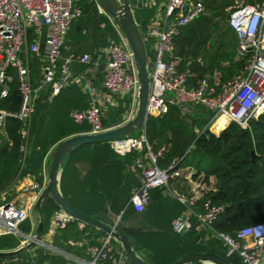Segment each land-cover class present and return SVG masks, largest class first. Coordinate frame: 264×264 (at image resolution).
<instances>
[{"label": "trees", "instance_id": "obj_1", "mask_svg": "<svg viewBox=\"0 0 264 264\" xmlns=\"http://www.w3.org/2000/svg\"><path fill=\"white\" fill-rule=\"evenodd\" d=\"M203 2L208 14L182 29L175 39L176 54L194 61L192 69L200 79L218 71L222 83L245 65L244 61L236 60L234 38L226 44L223 40V44L217 46L214 52L207 53L218 22L220 19L226 21V8L231 5L232 0ZM77 5L82 8L83 13L70 30H78L82 35L88 29L96 38L102 39V45L106 47L112 42H121L109 18L100 13L96 2L79 0ZM134 11L144 34L155 14V8H139ZM102 24L105 26L102 27ZM224 31L230 33L228 27ZM63 55L67 56L64 50ZM199 58L204 59V65L197 63ZM224 63L228 65L224 66ZM41 66L40 60H31L34 86L40 78L37 74ZM68 90L66 88L62 92ZM49 92L50 90L42 92L37 100L27 137L21 134L23 122L13 117H7L5 121L4 137L0 136V192L6 190L17 177L28 174L36 176L41 185L43 161L51 148L65 138L90 131L88 124H75L69 114V107L59 103L62 92L52 101L48 99ZM21 103L22 97L15 75L9 97L2 101L0 108L16 113L20 110ZM190 110V113H184L180 107L173 105L168 113L148 118L144 134L152 152L157 154L165 149L162 157L158 158V166L167 168L177 160L178 168L196 171L193 177L195 180L203 176V183L209 184L211 178L215 179V191L204 192L195 207L203 211L208 201L212 205L224 207L213 224L214 231L234 236L244 227L264 222V114L252 119L248 129L231 123L225 136H222L220 132L228 125L226 118L218 120L211 127V132L209 127L213 115L201 106ZM112 121H115V114H111ZM103 124L105 127L110 126L106 119H103ZM23 146L26 152L22 149ZM146 152L147 149L144 148L142 152L132 151L121 156L109 143L88 144L75 149L68 156L63 169L61 190L64 197L78 210L109 225H114L124 211L117 229L128 236L136 251L150 264H173L189 253H213L227 258L233 264H243L238 256L227 257L226 245L213 236L211 231L200 230L196 226L185 235L175 233L173 222L187 207L168 195L165 189L151 190V201L144 212L137 213L134 210L130 200L134 190L141 187V182L134 179L129 168L143 158ZM74 164L85 168L83 178H76L75 184L86 186L85 191L74 187L68 190ZM60 210L51 197L43 203L41 214L45 224L44 235L50 230L52 217ZM150 222H153L151 227L148 226ZM86 226L97 233L90 245L97 244L98 238L107 236L96 228ZM20 230L24 234H31L35 230L30 218L21 225ZM22 241L19 236H3L0 238V251L16 250ZM36 253L37 258L28 256V259H23V253L11 261L22 259L19 264H44L50 260V264H66L59 257L44 255L41 249ZM3 261L0 259V262Z\"/></svg>", "mask_w": 264, "mask_h": 264}, {"label": "built area", "instance_id": "obj_2", "mask_svg": "<svg viewBox=\"0 0 264 264\" xmlns=\"http://www.w3.org/2000/svg\"><path fill=\"white\" fill-rule=\"evenodd\" d=\"M78 1L0 0V105L9 97L15 75L22 97L18 112L9 113L0 108V129L5 126L7 117H13L24 123L21 134L27 137L28 125L35 114L40 92L50 90L48 99L52 101L72 84L71 66L74 59L64 57L63 50L72 24L83 13L77 5ZM90 1L98 5L97 0ZM137 5L155 8V14L143 34L149 49V117L162 116L173 105L180 107L184 113L192 107L201 106L213 115L209 127L211 131L213 124L222 116L228 120L226 128L236 123L248 129L252 119L264 114V0H232L226 8V23L237 38L236 60L244 61L245 65L222 83L208 77L200 79L192 69L194 61L176 54L175 39L182 29L208 14L203 0H138ZM107 17L121 42H112L106 48L109 62L104 87L113 98L133 99L137 108L139 81L134 55L119 26L111 17ZM33 58L42 63L36 86L32 82L30 66ZM92 61L90 54L79 58L81 64H91ZM197 63L201 65L202 59L199 58ZM72 119L80 126L88 124L91 127L89 133L92 134L108 129L103 124V109L94 102L86 110L74 111ZM109 144L121 156L147 149L144 157L136 163L139 165L148 160L141 166V187L133 192L130 200L137 213L145 211L147 193L157 188L165 189L168 195L187 207L173 222L175 233L185 235L198 226L200 230L211 231L213 236L224 242L228 250L227 257L238 256L243 264H264V222L244 227L234 236L214 231L213 224L224 207L212 205L208 201L203 211H199L195 208L198 202L196 198L177 193L171 188L173 181H193L195 173L192 169L178 168L177 160L167 168H160L157 161L165 149L153 153L144 132L139 138L128 137ZM22 149L26 152L24 146ZM33 189L41 190V186L35 183ZM38 197L35 196L29 207L14 202L0 203V238L8 235L28 236L20 227L30 218V210ZM62 213H56V218L62 220ZM0 264L19 263L4 260ZM69 264L133 263L122 248L106 236L97 244L88 246L87 258L71 259Z\"/></svg>", "mask_w": 264, "mask_h": 264}, {"label": "crops", "instance_id": "obj_3", "mask_svg": "<svg viewBox=\"0 0 264 264\" xmlns=\"http://www.w3.org/2000/svg\"><path fill=\"white\" fill-rule=\"evenodd\" d=\"M138 0H132V6L134 9H139L143 7H138ZM100 11V9H99ZM100 13H102L100 11ZM103 14V13H102ZM104 25V24H102ZM103 27V26H102ZM226 27L229 26L226 23ZM70 30L66 37L64 51L66 52V57H73L74 62L71 66L72 74H73V82L67 87L69 90L66 92H62L59 103L63 104L65 107H69V114L72 118V113L74 111H82L88 109L93 102L96 103L99 107H101L104 111V119L110 122V126L106 128H112L119 126L129 119H131L136 111V103L131 98H120V97H112L109 92L104 87V79L107 71V66L109 62V56L106 50V46L102 45V39L96 38L90 30L85 29L80 35L78 30ZM234 34V32L232 31ZM224 43L226 44L228 40L234 38L236 48H237V38L234 34L232 36L231 33L225 34ZM228 35V36H227ZM223 44V43H222ZM220 47V46H219ZM210 45H208V49ZM236 48L234 49L236 51ZM85 54H90L93 57V61L91 64H81L79 62V58ZM202 59V64L204 65V59ZM224 66H227L228 63H224ZM31 66V63H30ZM41 67L38 70V76L41 74ZM32 74V68H31ZM206 77L210 78L215 82L221 81L220 72L216 71L213 75H207ZM38 85L36 82L35 86ZM42 92H48V89H45ZM39 94V98L41 93ZM123 110V113H120ZM190 111H186V113H190ZM117 113V114H116ZM111 114H115V121L111 122ZM0 131L4 132V128L0 129ZM91 131V127H90ZM83 132V133H89ZM211 132H213L211 130ZM57 145V144H56ZM55 145V146H56ZM48 152L47 156L43 161L42 167V176L43 182L40 185L36 176L32 174H28L26 176H19L15 179L6 190L0 192V203H19L24 204L29 207L30 202L42 193L43 189L46 187L48 182L47 171L49 168V164L52 159V153L54 148ZM143 161V160H142ZM148 163V160H144L142 164L132 165L129 168V172H131L132 176L136 181L141 182V166L143 164ZM194 173L196 171L192 169ZM85 174V168L80 165H72V173H71V182L70 189H77L85 191L87 190L86 186L77 183L76 178L81 180ZM203 176H200L196 180H177L171 183V188L173 191L177 193L187 194L193 198H196L198 201L202 199L204 192L206 191H215L216 189V181L214 178L210 179L209 184L203 183ZM38 183L41 186V190L33 189V185ZM69 186V185H68ZM74 187V188H73ZM135 191V190H134ZM151 192V191H150ZM150 192L145 195L147 205L150 204ZM32 208L30 210V213ZM58 213V212H56ZM55 213V214H56ZM60 213V212H59ZM61 219H57L54 215L51 219V226L49 232L44 235L42 247H35L30 251L24 253L23 259H28V256H32L37 258L38 254L37 250L41 249L44 252V255L49 256L50 258H61L66 264L71 262V259H84L87 258V248L90 245V241L96 239L97 233H95L91 228H88L85 224L80 222H76L74 220L68 219L66 220L64 213L61 215ZM65 219V220H64ZM116 223V222H115ZM104 237L98 238L97 242ZM22 244V242H21ZM23 245V244H22ZM22 260V259H20ZM19 259L16 262L20 263ZM13 261V263H16ZM44 264H50V260L44 262Z\"/></svg>", "mask_w": 264, "mask_h": 264}, {"label": "water", "instance_id": "obj_4", "mask_svg": "<svg viewBox=\"0 0 264 264\" xmlns=\"http://www.w3.org/2000/svg\"><path fill=\"white\" fill-rule=\"evenodd\" d=\"M98 6L107 16L111 17L123 32L125 39L134 55L135 67L139 81V94L137 98V108L131 119L125 123L108 128L98 134L81 133L75 134L61 140L54 148L52 159L47 171L48 182L42 193L39 195L35 210L39 214L38 227L35 234L28 235L27 241L13 251H0V259L12 260L19 255L30 251L32 248L42 244V237L45 231V224L41 214L43 203L51 197L59 206L61 211L71 220L96 228L112 238L125 252L133 264H150L137 251L134 243L128 236L119 231L117 226L121 221L124 211L118 217L114 225H109L94 217L83 213L75 208L63 195L61 190V180L63 169L68 156L77 148L96 143H110L114 140L132 137L138 132L146 129L148 114V102L150 96V76L148 67V50L143 32L136 20L135 11L132 7V0H97ZM225 128L220 132L222 136L226 134ZM255 155V152H253ZM173 264H233L227 258L213 253H189Z\"/></svg>", "mask_w": 264, "mask_h": 264}, {"label": "rangeland", "instance_id": "obj_5", "mask_svg": "<svg viewBox=\"0 0 264 264\" xmlns=\"http://www.w3.org/2000/svg\"><path fill=\"white\" fill-rule=\"evenodd\" d=\"M75 22V21H74ZM225 27H226V21L225 20H223V19H220V21L218 22V24H217V27L215 28V30H214V33H213V39H212V41H211V44H210V48L207 50V53L208 54H211L212 52H214L215 50H216V47L217 46H219L220 44H222L223 43V39H224V37L226 36L225 34H227V33H225V31H224V29H225ZM229 31H230V33L232 34V36L234 35L233 33H232V30L229 28ZM228 36V35H227ZM229 41V40H228ZM64 56V55H63ZM188 111H190V110H188ZM4 128V127H3ZM2 129V128H1ZM140 133H142V132H138V133H136L135 135H133L132 137H135V138H139L140 137ZM0 136L1 137H4V132L3 131H0ZM59 212H61V210L59 211ZM30 219H31V221H32V223H33V227L35 228V230L30 234V235H32V234H35V232H36V229H37V227H38V221H39V214H38V212L35 210V207H33L32 208V211H31V213H30ZM153 222H150V224L148 225V226H152L153 224H152ZM29 235V234H28ZM22 239H23V241H22V244L24 243H28L29 241H27V237H21ZM43 238H44V235H43V237H42V240H43ZM21 244V245H22ZM20 245V246H21ZM42 246H44L43 244H39V245H37L36 247H42ZM35 248V247H34ZM34 248H32V249H34Z\"/></svg>", "mask_w": 264, "mask_h": 264}, {"label": "bare ground", "instance_id": "obj_6", "mask_svg": "<svg viewBox=\"0 0 264 264\" xmlns=\"http://www.w3.org/2000/svg\"><path fill=\"white\" fill-rule=\"evenodd\" d=\"M222 118H226L225 116H222V117H220L218 120H220V119H222ZM227 119V118H226ZM217 120V121H218ZM217 121L213 124V125H215L216 123H217ZM65 215V214H64ZM65 217L67 218V216L65 215Z\"/></svg>", "mask_w": 264, "mask_h": 264}]
</instances>
